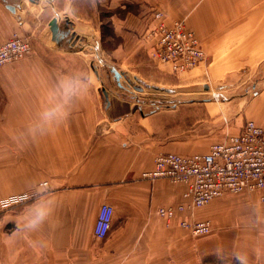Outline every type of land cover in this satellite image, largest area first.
Segmentation results:
<instances>
[{
    "label": "crops",
    "instance_id": "crops-1",
    "mask_svg": "<svg viewBox=\"0 0 264 264\" xmlns=\"http://www.w3.org/2000/svg\"><path fill=\"white\" fill-rule=\"evenodd\" d=\"M106 1L112 8L139 6L118 20L113 13L111 20L123 27L132 18L149 26L159 9L169 23L184 21L195 31L208 55L245 56L251 69L264 62V0ZM21 3L18 21L0 0V43L17 34L33 47L29 57L0 67V166L21 167L7 178L9 192L43 182L48 187L40 188L41 201L11 219L10 236L1 235L0 264H264L260 193H227L172 220L162 218L159 209L180 204L184 188L143 178L167 150L157 125L122 110L125 101L102 110L94 81L48 77L54 48L45 30L38 37L43 46L35 45L38 5ZM247 107L264 127V89ZM3 176L1 169L0 198ZM103 204L114 214L108 236L98 239L94 228ZM40 209L48 215L28 227ZM196 220L211 221L213 231L193 237L181 226Z\"/></svg>",
    "mask_w": 264,
    "mask_h": 264
},
{
    "label": "rangeland",
    "instance_id": "rangeland-1",
    "mask_svg": "<svg viewBox=\"0 0 264 264\" xmlns=\"http://www.w3.org/2000/svg\"><path fill=\"white\" fill-rule=\"evenodd\" d=\"M7 1L11 3L12 0ZM14 2L38 5L33 12L40 30L35 35V45L43 46L38 37L45 30V40L49 43L51 40L50 44L54 48L51 60L53 69L50 76H46L53 79L94 81L93 90L95 91L96 86L99 87L102 110H112L119 100L126 102L122 110L134 111L139 117L148 116L152 125H157V139L167 148L164 153L185 156L208 153L212 145L238 134L248 121L256 122L251 118L247 106L251 105L255 94L264 89V62L251 69L253 65L243 61L245 56H211L205 53L206 59L195 68L173 71L170 65L152 57L156 39L149 37L147 32L154 26V14L161 12L164 21L171 24L159 9L153 11V21L149 26L145 22L142 28L141 24H134L137 21L132 17L133 23L125 24L129 27H123L121 22L111 20L113 13H116L114 17L118 20L130 9L138 10L136 3H132L131 8L129 5L112 8L106 0ZM45 6L46 12L43 11ZM55 12L59 14L54 16ZM51 18L59 19L62 30L75 33L74 43L68 41V38L59 44L53 41L50 29L52 20L48 23ZM29 42L31 52L25 58L32 54L33 47L30 40ZM200 43L202 46L201 40ZM113 68L121 73L120 80L115 78ZM139 87L142 91L137 90ZM104 91L109 95V106ZM156 111H159L158 115L151 117ZM2 167L0 166V170L3 169L4 173L5 193L0 198V239L4 234L6 240L12 232L11 219L41 201L45 192L40 188L48 187V182H43L31 190H24L22 187L9 192L6 188L9 187L7 178L11 176V172L21 167ZM13 196L29 198L24 203L4 205ZM189 234L198 237L191 232Z\"/></svg>",
    "mask_w": 264,
    "mask_h": 264
},
{
    "label": "built area",
    "instance_id": "built-area-1",
    "mask_svg": "<svg viewBox=\"0 0 264 264\" xmlns=\"http://www.w3.org/2000/svg\"><path fill=\"white\" fill-rule=\"evenodd\" d=\"M154 20L153 28L147 33L156 39L152 51L156 61L180 72L195 68L206 59L196 32L184 21L168 24L161 12L154 14ZM30 52L29 40L15 34L0 43V67L23 59ZM143 178H163L184 188L180 204L159 209L160 216L167 220L187 210L205 207L227 193L259 192L260 200L264 202V128L248 121L238 134L212 145L208 153L186 156L160 154L155 158L153 169L144 172ZM28 198L13 196L4 205L24 203ZM113 214L112 206H101L94 228L96 238L105 239L108 236ZM181 226L198 237L212 232L210 221H183Z\"/></svg>",
    "mask_w": 264,
    "mask_h": 264
},
{
    "label": "water",
    "instance_id": "water-1",
    "mask_svg": "<svg viewBox=\"0 0 264 264\" xmlns=\"http://www.w3.org/2000/svg\"><path fill=\"white\" fill-rule=\"evenodd\" d=\"M2 1L5 3V6L10 11V13L18 21H21V15L17 12L18 5L11 4L7 0H2ZM57 22H58V19L54 18L51 21V23H50V29H51V32H52L53 41H55L57 44H59L62 40H64L65 38H68V41H72V43H74L75 41H73V40L75 38V33L74 32L72 33L71 30H62L60 28L59 24H57ZM69 36H70V38H69ZM112 72H113L115 78L117 80H120L121 73L118 70L114 69V68L112 69ZM137 90L142 91V88L139 87V88H137ZM104 94H105V98L107 100V105L109 106L110 105V101L108 100L109 95L105 91H104Z\"/></svg>",
    "mask_w": 264,
    "mask_h": 264
},
{
    "label": "clouds",
    "instance_id": "clouds-1",
    "mask_svg": "<svg viewBox=\"0 0 264 264\" xmlns=\"http://www.w3.org/2000/svg\"><path fill=\"white\" fill-rule=\"evenodd\" d=\"M51 113H46V115H50ZM48 215V211L45 209H40L36 215L34 216V218L31 220V222L29 223L28 227L30 228H36L40 223H42L44 221V219L46 218V216Z\"/></svg>",
    "mask_w": 264,
    "mask_h": 264
},
{
    "label": "bare ground",
    "instance_id": "bare-ground-1",
    "mask_svg": "<svg viewBox=\"0 0 264 264\" xmlns=\"http://www.w3.org/2000/svg\"><path fill=\"white\" fill-rule=\"evenodd\" d=\"M57 24H59V19H58V22H57Z\"/></svg>",
    "mask_w": 264,
    "mask_h": 264
}]
</instances>
